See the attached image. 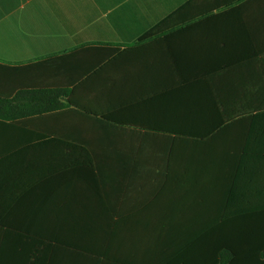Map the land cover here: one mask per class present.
I'll list each match as a JSON object with an SVG mask.
<instances>
[{"label":"crops","instance_id":"1","mask_svg":"<svg viewBox=\"0 0 264 264\" xmlns=\"http://www.w3.org/2000/svg\"><path fill=\"white\" fill-rule=\"evenodd\" d=\"M214 85L264 94V0H0V264H216L264 209V109L152 129Z\"/></svg>","mask_w":264,"mask_h":264},{"label":"trees","instance_id":"2","mask_svg":"<svg viewBox=\"0 0 264 264\" xmlns=\"http://www.w3.org/2000/svg\"><path fill=\"white\" fill-rule=\"evenodd\" d=\"M175 15L176 12L167 16L160 24L171 22ZM156 29L158 26L153 27L138 41L147 39ZM214 86V93L203 94L192 102L195 111L192 117L185 120L184 128L152 129H166L168 133L192 137L209 135L232 119L243 118L248 121L253 112L264 109V94L226 95L220 92L219 85ZM199 122H209L211 125L202 128L203 131H197L193 125ZM226 225L228 231L224 234L222 230ZM220 228L216 264H264V209L233 217L226 224H219L218 229Z\"/></svg>","mask_w":264,"mask_h":264}]
</instances>
